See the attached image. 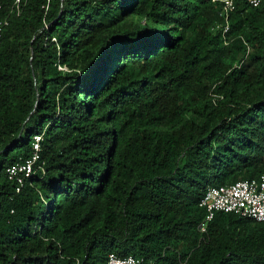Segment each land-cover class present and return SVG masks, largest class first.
Returning a JSON list of instances; mask_svg holds the SVG:
<instances>
[{
    "label": "trees",
    "instance_id": "16d2710c",
    "mask_svg": "<svg viewBox=\"0 0 264 264\" xmlns=\"http://www.w3.org/2000/svg\"><path fill=\"white\" fill-rule=\"evenodd\" d=\"M0 1V264H264V221L199 205L264 173V0L225 39L220 0Z\"/></svg>",
    "mask_w": 264,
    "mask_h": 264
},
{
    "label": "built area",
    "instance_id": "2783aa9c",
    "mask_svg": "<svg viewBox=\"0 0 264 264\" xmlns=\"http://www.w3.org/2000/svg\"><path fill=\"white\" fill-rule=\"evenodd\" d=\"M221 8L219 17L222 22L216 23V29H221L222 37L226 38L229 30V15L234 9V0H220ZM249 5L256 7L262 0H245ZM19 12L20 0H14L11 4L12 10ZM9 13L3 11L0 1V32L8 25ZM42 133L35 134L32 137V154L29 158L21 162L9 165L5 169L9 180L16 183L18 192L24 180L30 177L36 169L42 170L37 162L40 158V142ZM199 205L206 210L205 219H210L216 211L232 212L239 216L250 218L256 221H264V173L251 179H242L229 184L212 185L206 188L200 199ZM204 223H200L199 228L204 230ZM106 264H142L141 259L128 255L121 257L115 253H110Z\"/></svg>",
    "mask_w": 264,
    "mask_h": 264
}]
</instances>
